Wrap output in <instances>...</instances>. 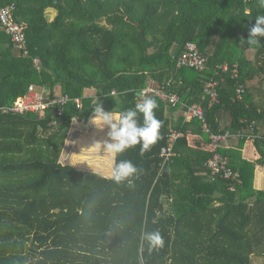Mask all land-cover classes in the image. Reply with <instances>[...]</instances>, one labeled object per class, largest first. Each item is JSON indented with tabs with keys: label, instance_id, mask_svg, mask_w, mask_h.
<instances>
[{
	"label": "trees",
	"instance_id": "1",
	"mask_svg": "<svg viewBox=\"0 0 264 264\" xmlns=\"http://www.w3.org/2000/svg\"><path fill=\"white\" fill-rule=\"evenodd\" d=\"M9 4L15 20L26 24L28 56L12 50L0 29V108L33 85L79 98L82 109L70 102L60 116L53 109L44 116L0 111V264H252V256L264 257V190L253 187L255 166L264 168L258 139L256 162L242 157L247 140L219 150L240 175L229 192L227 183L207 177L204 164L212 152L199 122H172L169 105L154 98L157 142L144 153L137 145L115 155L114 164L137 167L135 176L116 182L60 162L73 120L87 121L94 103L106 111L132 108L151 81L175 94L179 108L201 104L214 130L220 111L229 116L221 130L255 127L264 112L249 84H264V38L252 46L241 40L264 15L259 1L0 0V7ZM188 42L207 58L202 71L176 67ZM224 64H237L236 77L221 73ZM211 80L219 81V104L203 95ZM238 86L242 101L233 102ZM91 89L94 96L85 97ZM138 119L142 124L143 116ZM172 127L184 136L175 142L172 163L160 170L159 153ZM187 132L208 151L190 147ZM154 231L163 237L162 248L150 249L144 239Z\"/></svg>",
	"mask_w": 264,
	"mask_h": 264
},
{
	"label": "built area",
	"instance_id": "2",
	"mask_svg": "<svg viewBox=\"0 0 264 264\" xmlns=\"http://www.w3.org/2000/svg\"><path fill=\"white\" fill-rule=\"evenodd\" d=\"M242 1L243 3H252L259 0ZM14 12V4L0 7V29L8 35L12 46L11 49L17 54L27 57L28 50H26L27 40L25 34L27 27L23 22L15 20ZM184 45L183 53L176 58V67L202 71L206 65L207 58L199 52V49L194 42H188ZM32 63L36 70H38V60L34 58ZM219 69L223 74L230 72L232 77H236L237 64H233L231 68L227 64H224L220 66ZM220 82H222V79ZM218 86L219 81L211 80L203 87V95L204 97H207L210 105L219 104L216 92V88ZM140 93L143 94V97L139 96V102L142 98H156L167 103L171 108L172 114H180L177 119L174 120V123H176L179 118L183 119L182 123L189 122L191 120L199 122L202 133L207 136L206 139L209 141L212 152L211 157L204 164L207 171V177L209 181L213 183L217 181H224L227 183V190L229 192H233L236 186L241 183L240 175L238 172L229 168L228 157L222 155L219 150L231 147L233 141L258 139L256 137L253 123H250L247 130L244 132L232 133L228 130H214L207 123L206 110L201 104L186 106L184 109L179 108L181 105L179 98L175 94L166 92L163 87L159 86L154 81L149 82L143 89H141ZM111 94L114 95L115 92L112 91ZM243 94V87L238 86L235 92V98H233L232 101H242ZM70 102H72L78 110L82 109V100L79 98L70 99L67 95H62L57 91L50 95L43 88L40 89L30 85L25 95L16 98L15 101L7 107H1L0 111L14 115L36 114L44 116L47 111L53 109V112H55L57 116H60L62 114V108ZM188 133L189 132H187V134ZM183 136L184 133L180 130L174 129L173 127L169 129V133L166 137L167 139H165L166 144L161 148L159 153V157L161 159L160 170H162L166 165L172 163V159L175 156V142ZM261 141L264 143V139Z\"/></svg>",
	"mask_w": 264,
	"mask_h": 264
},
{
	"label": "clouds",
	"instance_id": "3",
	"mask_svg": "<svg viewBox=\"0 0 264 264\" xmlns=\"http://www.w3.org/2000/svg\"><path fill=\"white\" fill-rule=\"evenodd\" d=\"M260 6L264 7V0H259ZM260 38H264V15L255 17V24L249 30L248 38L241 40V44L247 46L260 44ZM138 96L143 97L142 93ZM158 108L157 101L152 98H142L134 107L123 111H106L102 103H94L91 123L96 128H107L110 142L105 141V150L115 156L140 145L141 153L150 150L158 138L161 121L156 118L155 110ZM143 116V123L138 117ZM138 169L131 161H120L114 164L112 178L121 182L135 176ZM150 249L162 248L164 240L159 231L149 232L144 235Z\"/></svg>",
	"mask_w": 264,
	"mask_h": 264
},
{
	"label": "crops",
	"instance_id": "4",
	"mask_svg": "<svg viewBox=\"0 0 264 264\" xmlns=\"http://www.w3.org/2000/svg\"><path fill=\"white\" fill-rule=\"evenodd\" d=\"M251 50L246 51L247 53ZM255 79L250 82L249 86L252 90L253 100L264 112V96H260V92L264 86L255 85ZM85 97H93L94 91L86 90ZM258 113L260 111L258 110ZM180 115V114H179ZM178 113L172 114V122L179 116ZM219 129L227 128L229 125V116L226 112L220 111L217 117ZM91 116L87 121L73 120L69 128L67 137L63 142V148L60 155L62 164L71 165L75 170L81 172H90L100 175L104 178H112V169L114 167L115 156L109 154L105 148V141L110 142L108 137V129L100 130L92 125ZM256 137L259 141L264 139V116L255 122ZM186 140L192 148L202 151H208L206 143L198 136L187 134ZM239 141H233L231 147L236 146ZM241 154L244 159L256 162L260 159L259 152L254 145V139L247 140L242 149ZM83 159L82 165H78V161ZM91 164L87 166V164ZM253 187L256 190H264V168L261 165H256L254 170Z\"/></svg>",
	"mask_w": 264,
	"mask_h": 264
},
{
	"label": "rangeland",
	"instance_id": "5",
	"mask_svg": "<svg viewBox=\"0 0 264 264\" xmlns=\"http://www.w3.org/2000/svg\"><path fill=\"white\" fill-rule=\"evenodd\" d=\"M48 16H49V18L51 19L53 16H54V13H53V11H50L49 13H48ZM248 55H246L247 56V58L248 59H252V57H253V51H249L248 53H247ZM256 81H255V85L257 86V85H259V86H264V84L262 83V82H258V79H255ZM46 91V90H45ZM47 92V91H46ZM59 93V92H58ZM251 260H252V264H264V257L263 256H257V255H254V256H252L251 257Z\"/></svg>",
	"mask_w": 264,
	"mask_h": 264
}]
</instances>
